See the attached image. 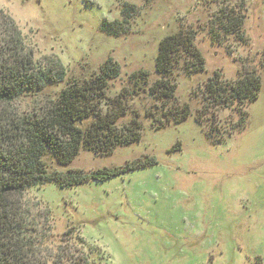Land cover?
Segmentation results:
<instances>
[{
    "label": "rangeland",
    "instance_id": "obj_1",
    "mask_svg": "<svg viewBox=\"0 0 264 264\" xmlns=\"http://www.w3.org/2000/svg\"><path fill=\"white\" fill-rule=\"evenodd\" d=\"M242 4L245 40L213 41L214 14L221 6ZM0 12L18 27L38 65L61 63L66 71L63 82L15 100L20 112L55 101L69 84L94 77L108 58L121 66L120 76L109 81L110 96L131 87L129 77L139 70L150 73L152 85L159 42L181 29L195 32L205 60L202 71L187 69L185 56L175 65L176 100L192 109L182 123L161 125L160 102L143 92L127 100L129 111L118 121L130 123L138 110L140 142L108 156L82 149L68 165L46 156L50 172L90 173L146 157L157 164L103 182L70 188L46 182L26 190L22 209L35 225L44 260L52 263L71 249L92 264H264V0H0ZM104 22L119 34L102 32ZM245 70L261 77L259 98L246 107L245 128L230 135L240 114L216 111L224 135L216 144L218 133L208 139L209 124L196 122L205 84L216 71L234 81Z\"/></svg>",
    "mask_w": 264,
    "mask_h": 264
},
{
    "label": "trees",
    "instance_id": "obj_2",
    "mask_svg": "<svg viewBox=\"0 0 264 264\" xmlns=\"http://www.w3.org/2000/svg\"><path fill=\"white\" fill-rule=\"evenodd\" d=\"M244 11L243 4L221 6L211 20L212 40L235 36L244 41ZM122 13L125 17L129 10L125 7ZM7 19L8 22L0 12V264H49L50 261L40 255L35 225L22 209L20 198L26 190L46 182H55L62 188L88 181L103 182L155 165L157 160L146 157L90 173L78 169L64 173L50 172L44 160L46 156L51 155L59 165H68L82 149L108 156L118 147L140 142L143 124L138 110L132 111L130 123L119 125L118 121L129 111L127 100L143 92L160 102L156 108L164 118L158 120L161 125L182 123L192 115V109L188 103L176 100L175 65L185 56L187 69L202 71L205 60L195 46V32L181 29L159 42L155 59L158 78L152 85L149 84L150 73L139 70L129 77L131 87L124 86L120 94L110 96L109 81L120 76L121 66L108 58L94 77L69 84L55 101L31 112H20L14 106L15 100L26 93L42 90L48 83L63 82L66 71L61 63L38 65L26 50L18 27ZM112 26L104 22L102 32L117 36L119 30ZM261 89L262 79L256 71H242L234 81L223 80L221 73L216 71L205 84L203 109L196 116L197 123L209 124L207 138L218 136L214 143L223 142L218 109H235L241 116V122L231 127L229 135L243 130L248 117L246 107L259 98ZM210 113L211 117L205 121ZM147 115L157 121L152 110L149 109ZM213 131L218 134L214 136ZM55 257L50 264H92L90 257L78 250L69 249Z\"/></svg>",
    "mask_w": 264,
    "mask_h": 264
}]
</instances>
